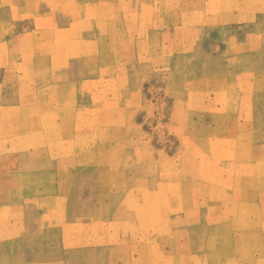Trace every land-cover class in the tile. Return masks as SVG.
<instances>
[{
    "label": "crops",
    "instance_id": "obj_1",
    "mask_svg": "<svg viewBox=\"0 0 264 264\" xmlns=\"http://www.w3.org/2000/svg\"><path fill=\"white\" fill-rule=\"evenodd\" d=\"M142 1L0 0V111L10 110L23 117L25 126L12 129L11 134L31 135L38 125L42 127V117L79 115L98 97L112 100L107 88L98 93L97 87L112 86L114 81L133 89L142 87L145 69H160L155 55L160 54L161 30L155 18L146 32L143 29ZM146 52L154 59L147 66L140 60ZM136 92L132 108L139 115L145 97L142 90ZM205 116L208 122L217 118L224 124L191 129L190 133L206 134L213 140L232 135L234 148L247 152L243 162L257 166L264 143L238 141L243 129L238 117ZM12 143L4 144L12 147ZM177 144L179 150L188 148L183 141ZM193 145L195 149L200 146L199 142ZM29 152L27 146L19 156L0 154V197L9 198V202L0 201V264H242L241 236L255 233L242 235L241 231L264 229V222L259 227L257 222L240 219L249 205L264 213L260 206L264 175L233 172L214 178L193 173L188 157L179 166L173 164L182 171L171 174H149L145 169L138 174L108 172L107 166H97L99 169L84 176L91 185L88 190L74 189L66 194L58 190L59 199H72V203L58 204L56 211H50L38 202L33 204L30 185L16 188L18 181L38 180L30 170L18 174L1 169L28 165ZM60 163L55 165L60 167ZM56 175L58 183L66 180L60 168ZM44 176L40 179L47 180ZM75 176L78 180L81 176L77 170L73 181ZM2 182H10L14 189L2 195ZM12 196H19V205L9 204ZM36 197H44L42 191ZM146 197L151 198L148 204ZM162 198L167 199V205H160ZM131 199L135 206L127 204ZM240 199H248L249 205ZM13 210H23L22 217L2 219V214ZM49 212L56 213L52 227ZM161 213L169 214L170 220L157 221ZM145 216L147 221L142 220ZM50 228L56 231L55 238L49 236ZM70 229L72 236L66 232ZM251 262H264V254L251 253Z\"/></svg>",
    "mask_w": 264,
    "mask_h": 264
},
{
    "label": "rangeland",
    "instance_id": "obj_2",
    "mask_svg": "<svg viewBox=\"0 0 264 264\" xmlns=\"http://www.w3.org/2000/svg\"><path fill=\"white\" fill-rule=\"evenodd\" d=\"M142 7L145 32L155 19V25L161 30L160 54L155 55L160 69H145L142 87L133 89L116 81L112 86L97 87L98 93L107 88L112 100L105 102L104 96L98 97L93 106L69 118L42 117L39 120L42 127L38 125L31 135L11 134L12 129L25 127L24 118L10 110L0 111L3 140L0 154L19 156L27 146L30 149L28 165L1 169L18 174L32 172L38 180L18 181L16 188L30 185L35 195L33 204L38 202L39 206L56 211L58 204L72 203V199H59L57 191L66 194L74 189L88 190L91 185L84 176L93 168L99 169L97 166H107L108 172L138 174L145 169L149 174H171L182 171L180 167L174 169L173 164L179 166L188 157L193 173L202 172L214 178L233 172L264 175L261 144L258 146L263 149L255 163L257 166L253 167L243 162L246 151L234 148L232 135L213 140L206 134L200 137L190 133L191 129H209L211 125L218 128L224 124L217 118L208 122L207 114L232 115L238 117L243 128L238 141L250 139L264 143V0H143ZM140 60L145 66L154 61L151 52L141 55ZM139 89L145 102L138 109V115L132 104ZM181 141L187 144V149H178L177 143ZM10 142L12 147L5 146L4 143ZM138 142L145 146L135 145ZM198 142L200 146L195 149L193 144ZM110 143L112 149H109ZM148 143L152 144L151 148L146 147ZM57 161H61L60 167L55 165ZM59 168L66 180L58 183L55 179ZM76 170L81 176L79 180L75 176L73 181ZM41 174L47 180H41ZM12 187L10 182H2V195ZM41 191L44 197L37 198ZM18 197L12 196L9 204L19 205L16 204ZM150 200V197L145 199L147 204ZM261 200L260 206L264 207V199ZM0 201L9 202V198L0 197ZM240 201L249 205L248 199ZM127 204L135 206L133 199ZM160 205H167V199H160ZM49 213V227H52L56 213ZM22 215L23 210H13L1 216L4 220L5 216L20 219ZM65 217L67 220L66 214ZM156 218L166 223L170 215L161 213ZM148 219L145 216L142 220ZM240 219L257 222L262 227L264 213L259 214L258 209L255 211L249 205L247 214ZM66 232L72 236L73 230ZM241 232L242 235L255 233L252 237L241 236L240 254L245 259L241 263L249 264L251 253L264 254V229ZM49 236L55 238L56 231L50 228Z\"/></svg>",
    "mask_w": 264,
    "mask_h": 264
},
{
    "label": "bare ground",
    "instance_id": "obj_3",
    "mask_svg": "<svg viewBox=\"0 0 264 264\" xmlns=\"http://www.w3.org/2000/svg\"><path fill=\"white\" fill-rule=\"evenodd\" d=\"M57 32V31H56Z\"/></svg>",
    "mask_w": 264,
    "mask_h": 264
}]
</instances>
